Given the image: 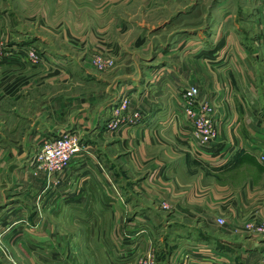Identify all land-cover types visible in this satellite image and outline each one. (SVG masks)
Here are the masks:
<instances>
[{
  "label": "crops",
  "instance_id": "crops-1",
  "mask_svg": "<svg viewBox=\"0 0 264 264\" xmlns=\"http://www.w3.org/2000/svg\"><path fill=\"white\" fill-rule=\"evenodd\" d=\"M23 4L24 12L40 11L37 20L48 35L71 36L77 50L105 45L123 76L86 80L92 75L83 62L75 75V60L70 75L54 68L44 74L8 49V61L0 63V245H9L11 258L144 264L151 257L154 264H177L187 253L188 264L220 255L231 264H262L264 238L241 226L264 220V0ZM18 8L17 0H0V36L16 33L15 48L40 38L54 53L47 72L63 68L68 54L32 34L25 23L30 16ZM152 21L151 28L139 24ZM133 44L136 55L126 53ZM126 55L134 58L132 73ZM190 85L213 106L219 127L218 149L202 156L184 142L189 122L177 105ZM122 94L131 95L127 119L111 130L107 124L117 121L112 113ZM135 108L137 121L130 118ZM69 130L87 136L67 169L48 178L28 167L35 149ZM223 151L225 160L213 158ZM55 245L59 253H50Z\"/></svg>",
  "mask_w": 264,
  "mask_h": 264
},
{
  "label": "rangeland",
  "instance_id": "rangeland-1",
  "mask_svg": "<svg viewBox=\"0 0 264 264\" xmlns=\"http://www.w3.org/2000/svg\"><path fill=\"white\" fill-rule=\"evenodd\" d=\"M17 2H18L19 8L15 9V10L18 11L19 13L25 14V16L28 14L30 16V18H31V20L25 21V23H26V25L28 27H31L33 29V31H31L32 34L33 33H35V34L38 33L42 37L48 38L50 40L49 43L52 42L51 45H53V49L54 50H59L61 52H65L68 55L64 56L63 68L61 67L60 70H59L58 69L59 67L55 68V66L54 67L50 66L49 71L47 72V70H48L47 66H49V63H51L50 56L53 55L54 53L53 54H49V53L46 52L47 50H45L42 47V45H41L40 38L32 36V38H34V41H35L36 44L21 46L22 48L19 47L20 48L19 49V48H15L14 44H11L17 34L13 33V35H12V33H11V35H9L8 34V30H5L4 32L5 33L7 32L6 36H0V63L3 60L4 61H8L7 60V59H9L8 56L11 53V51H8V49L9 50H13V51L19 50L18 51L19 52V57H21V60L19 59L20 60V64H23L25 67H29V68L32 67V68H35L37 70H40L44 74H52L50 72V70L52 68H54V70L57 71V72L60 71V73H61L62 71H64V72H66L67 74L70 75V71L72 72L73 69L68 67V66H71V63L69 64V62H70V60H75L74 63H73L74 66L77 67L76 69H74L75 75H81L80 63H82V62L85 63V66H87V69L89 70L88 73L92 75V76H89V77H91L90 79L88 78L86 80H104V79H107V80H113V79L114 80H118L119 76H123V74H121V72L119 71L118 60H117L118 57H116V55L114 53H110L108 51L109 49L105 50L104 49V47L106 48L105 45L101 46V47H103L102 50H100V51H91L90 53L88 51L89 47H84L83 50L81 51V48L83 47L82 44L78 47V50H77L76 47H74L73 44H72L73 41H71V39H70L71 36L67 37V40L65 41L62 36L58 35L57 32H55L54 35H48L47 32L44 31L41 28L40 22H39V20H37L40 11H38L36 8H32V9L29 10V12L28 11L24 12V8H25V5L23 4L24 0H17ZM6 16H7V18H9V15H5V18H6ZM139 24H142L145 27L151 28L154 25V21H152V22H139ZM139 24L133 23V29H137V27L139 28V26H140ZM136 25H137V27H136ZM194 26L195 27L201 26V20L200 19L197 20V21L195 20ZM55 27L57 28V26H55ZM7 28L9 30L11 29L9 27H7ZM22 30H24V29H22ZM134 35L136 36V34H134ZM135 39H133V40H135ZM134 47L135 46L133 44L132 47L130 48V50L127 48L126 53L131 52V54H135L136 55V53L133 50ZM32 54H34L37 57L36 61L32 60ZM43 54L45 56H47V59H48L47 65H45L46 61H45V59H43V58H45L43 56ZM147 56H149V57H151V59H153L154 55L152 53H150V54L147 53ZM133 59H134L133 56H132V58L127 56V60L128 61L126 60V64H124L126 66V70L131 71V73L134 70L133 65H132ZM2 63H4V62H2ZM150 64H152L151 66H153V64H154L153 60L151 61ZM65 68H66V70H65ZM68 68H69V70H67ZM31 70H33V69H31ZM36 72H38V71H36ZM191 82L195 85V80H191ZM186 87H184L182 91H184V89ZM130 98H131V95L122 94V96H120V99H118V105L114 107L113 113H112V117L115 118V121L119 120V119L122 120V118H127L125 116V114H126V112H129V107L131 105ZM180 98L181 97H179L177 99L178 107H179ZM201 101H203V100H201ZM205 102H207V101H205ZM130 112H131L130 113V118H134V116L136 115V117H137L136 121L140 119L139 112L137 111L136 108L133 109V111H130ZM107 126L111 130L117 129L119 127L118 124L113 123L111 121L107 124ZM71 132H76L78 134V139H79V143H80V150H79V152L77 154H79L82 151V149H83L81 136L82 135L83 136H87V135H84V133H81L80 131H76V130H69V131H64V132L62 131L59 135H61V134H63V135L64 134H69ZM84 140H85V138H84ZM38 144L36 145V148L38 147ZM43 146H44V144H41L38 147V149H35L34 152L28 158V167L29 168L37 170V168L33 165V162L31 160V158ZM74 157H76V155ZM164 203L165 202L161 203V208H163ZM166 208L167 207H165L163 209L164 210H168L169 209V208H167V209ZM61 215H65V214H61ZM50 216H54V218L57 220V214H53L52 213ZM251 221H254V220H249L248 222H251ZM243 225L241 226L242 230H243ZM51 227H52V229H50V232L52 233V236L53 237L57 236V234L59 232L57 224L55 223V225H52ZM243 232L248 234L244 230H243ZM248 235L251 236L250 234H248ZM251 237H254V236H251ZM68 247L70 248L72 246H68ZM57 249H61V246H56V245L53 246L52 248H50V253H53V254L59 253V251ZM9 253H11L9 245L1 244L0 245V264H29V261H27V260H20L19 262L14 261L11 258ZM150 253L151 252H147V255L150 254ZM185 254H183V255H185ZM49 260L50 261H47V260L42 261V260H40L39 263L40 264H42V263L43 264H58L57 261H55L56 259L55 260L49 259ZM34 263L36 264V262H34ZM155 264H156V260H155Z\"/></svg>",
  "mask_w": 264,
  "mask_h": 264
},
{
  "label": "built area",
  "instance_id": "built-area-1",
  "mask_svg": "<svg viewBox=\"0 0 264 264\" xmlns=\"http://www.w3.org/2000/svg\"><path fill=\"white\" fill-rule=\"evenodd\" d=\"M32 60H37L34 54H32ZM198 96L197 87L187 86L182 92L179 107L189 122V127L184 133V142L191 148L195 156H199V153L202 156L204 151L214 150L216 147L218 149L220 134L213 106L208 102L201 101ZM132 119L136 120V115ZM119 122L123 123L124 121L119 119L115 123L118 124ZM43 144L44 146L32 156L31 160L37 170L48 178L61 174L80 150L76 132L58 135L53 139L44 141ZM218 153L213 157L214 159H226L224 152ZM259 159L261 164L264 165V155H261ZM165 207L168 208V205L164 203L163 208ZM216 221L218 225L224 224V221L220 218H217ZM243 230L256 238L264 237V220L247 222L243 225ZM189 258V254L186 253L179 258L180 262L178 264H188ZM231 263L233 262L229 257L220 255L217 258H210V260L201 264ZM261 263L264 264V258ZM144 264L154 263L151 258H147Z\"/></svg>",
  "mask_w": 264,
  "mask_h": 264
}]
</instances>
